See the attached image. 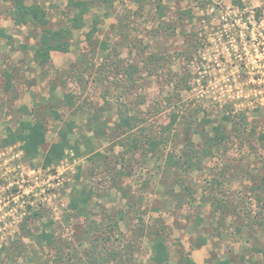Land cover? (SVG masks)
<instances>
[{
	"label": "rangeland",
	"instance_id": "rangeland-1",
	"mask_svg": "<svg viewBox=\"0 0 264 264\" xmlns=\"http://www.w3.org/2000/svg\"><path fill=\"white\" fill-rule=\"evenodd\" d=\"M13 1L0 0L2 23ZM38 1L49 4L55 28L69 25L67 0ZM90 1L86 25L75 30L64 65L52 64L48 76L45 70L44 77L31 71L19 38L0 43V132L29 117L19 110L23 104L29 110L43 106L49 131L34 162L23 161L18 144L0 151V264H56L57 244L65 257L87 263L82 240L87 221L67 207L77 173L79 186L94 190L88 204L92 219L124 214L121 230L135 245L131 263L122 264H153L140 230L156 220L166 227L168 264H179L181 250L200 264L225 259L264 264V202L258 200L264 190L257 186L264 175L259 139L264 134V0H242L243 8L232 0ZM96 19L98 30L89 39ZM129 65L136 67L131 79L122 72ZM6 69L14 72V89L6 86ZM79 69H85L82 81L72 75ZM54 83L63 94L59 88L50 91ZM55 92L62 95L59 101L40 102L42 94ZM64 93L73 94V104ZM123 111L139 119L134 136L167 139L153 151L147 144L138 149L125 144L116 126ZM173 112L179 117L168 129ZM70 120L80 156L72 150L58 165L44 167L42 154ZM220 125L229 139L198 166L184 171L169 163L170 156L183 161L188 138L201 147L203 136ZM217 201L229 209L215 210ZM25 224L36 233L52 232L55 245L38 246L22 234ZM202 235L208 245L194 247Z\"/></svg>",
	"mask_w": 264,
	"mask_h": 264
},
{
	"label": "trees",
	"instance_id": "trees-1",
	"mask_svg": "<svg viewBox=\"0 0 264 264\" xmlns=\"http://www.w3.org/2000/svg\"><path fill=\"white\" fill-rule=\"evenodd\" d=\"M68 9L70 10L69 25H62L60 27H54L51 18L49 16L48 9L43 8L37 3L26 5L24 0H14V17L16 22L29 23L32 22L37 26H40L42 33L39 37V44L34 52V58L36 62L40 65H45L51 60L52 51L67 52L70 50L71 38L73 36V29H81L86 25L85 15L91 10L92 2L90 0H67ZM147 2V0H145ZM233 4L239 8H243L242 0H232ZM160 12L159 17L165 15V10L162 5H159ZM98 20H94L91 30L88 32L89 39L98 30ZM0 37H10L9 34L5 32V29L0 26ZM85 69L74 70L72 75L77 81H82V75ZM136 71V67L131 65L124 68L123 73L128 74V79L132 78V74ZM12 69H6L4 71L5 83L7 88L14 89L16 86V77L13 74ZM183 86H188L183 85ZM67 102L73 104V94L67 93ZM55 117L60 118V114L53 108L49 109ZM42 109L36 110L33 113L31 119H24L20 122L17 129L7 128V133L5 135L0 134V151L12 145H19L22 151V159L25 162H34L39 158L43 146L47 143V120L46 115L43 113ZM32 114V112L30 113ZM179 113L173 112L171 115V121L166 128H170L175 122H177ZM232 118L229 115L225 116V121L230 122ZM137 117L128 116L127 113L121 112L120 121L116 123L117 129L123 132L124 138L127 143L132 144L133 149H138L139 146H146L151 151L157 150L159 143L166 140L167 137L163 136L159 139L154 135H144L141 138L137 135L131 133L135 126H137ZM193 119L188 122L189 128L192 127ZM75 128V122L73 120L66 121L65 127L59 129L58 135L59 139L50 144L48 149L42 154V163L44 167H50L58 165L62 160H64L70 151H76V157L80 156V148L78 143L72 140L71 134ZM241 131V129H238ZM229 134L225 125H220L213 128L212 135L203 136L204 142L201 147L194 146V142L190 138L186 141L187 150L185 151L183 161H178L176 156L169 157V163L182 169L184 171L198 166L202 157L209 156L215 147L224 145L229 139ZM259 139L263 142L264 146V134H259ZM130 150L131 147L127 146ZM147 149V150H148ZM146 150V151H147ZM197 163V164H196ZM79 173L76 174L77 183L71 188L69 195V201L67 204L68 210L74 215L84 217L86 222V227L83 231V241L87 244L88 249H84V261L85 264H122L123 262H130L129 255L134 251V243L128 241L125 234L121 230L120 222L124 220V214L121 213L119 217L112 218L110 215L107 216V220L102 219L97 221L90 217L89 211V200L92 198L93 191L91 189H86L84 186H79ZM262 183L257 185L258 188L264 190V175L258 176ZM218 182V181H217ZM189 191L188 187L182 183L179 184ZM255 187H251V190H255ZM259 201L264 202V195L259 197ZM215 204V210L217 209H229L223 201H217ZM264 205V203H263ZM217 206V208H216ZM40 214L39 212L35 213ZM264 216V213H263ZM143 232L148 239V242L152 247L151 259L154 264H167L170 259V252L166 243V229L161 222L156 220L153 223L147 224L142 227ZM22 234L24 236L33 237L34 241L38 246L44 248L45 245H55V235L52 232L42 230L41 233H36L33 229H30L26 224L22 227ZM123 242V246L120 243ZM207 243V238L202 235L198 237L197 241L194 242V247H200ZM57 256L54 258L56 264H82L75 258L65 257L64 251L60 245H56ZM7 249V248H5ZM19 249V245H14V250ZM0 251H2L0 249ZM17 252V250H16ZM182 263L181 264H197L191 257L189 253L181 250ZM82 259V258H81ZM50 264V263H47ZM219 264H232L230 259H225L220 261Z\"/></svg>",
	"mask_w": 264,
	"mask_h": 264
},
{
	"label": "crops",
	"instance_id": "crops-1",
	"mask_svg": "<svg viewBox=\"0 0 264 264\" xmlns=\"http://www.w3.org/2000/svg\"><path fill=\"white\" fill-rule=\"evenodd\" d=\"M25 4L26 5H30V4H33V3H37L39 5H41L43 8L45 9H48V5L49 4H46V2H41V1H38V0H31V2H28V0H24ZM14 1L12 2L11 6H12V9L10 8L9 10V14L6 18V22L5 23H2V20H1V16H4L3 12L0 10V26L3 27L5 29V32L7 34H9L11 36L10 37H0V43H3V44H7V45H11L13 42V39H15L16 37L19 38L18 41H19V44L22 43L23 46L25 47V56H26V63H30L28 65H30L32 67L31 71L33 73H36L38 76L40 77H44L45 73H46V76H48V71H46L50 66H52V64H55L58 62V64H62V60L66 59V54L71 50V47H70V50L67 51V52H61V51H52L51 52V60L45 64V65H40L36 62L35 58H34V52L39 44V37L42 33V29L40 26H37L35 25L34 23L32 22H29V23H23V22H20V23H17L16 22V18L14 17V14H15V11H14ZM87 15V14H86ZM86 19V18H85ZM93 24V23H92ZM11 27L13 29H11ZM83 28V27H82ZM81 28V29H82ZM75 30H80V29H73V36H74V32ZM11 31V32H10ZM72 36V37H73ZM16 40V39H15ZM71 44H72V38H71ZM72 46V45H71ZM28 56V58H27ZM68 61V60H67ZM75 63V62H74ZM73 62H69L68 66L71 67L73 64ZM66 66V65H65ZM44 70H45V73H44ZM35 71V72H34ZM4 74V72H3ZM4 76V75H3ZM33 76H36V75H33ZM60 89L61 93L63 94V92L65 90L62 91V87L58 86V84H52V87H50V91L51 92H54L56 91L57 89ZM64 94H67V93H64ZM62 95H59L58 93L56 94L55 93H51L50 95H43L42 94V100L40 102H43L45 103V105H50V104H54L55 102L59 101V98H61ZM39 102V101H38ZM35 103V102H34ZM42 104V103H41ZM33 105V104H32ZM41 107L43 108V106H37L34 107L33 109L29 110V107L27 104H23L19 107V110H24L25 114L29 117H23L21 119H19L18 121V125L16 126L15 129L18 128L20 122L24 119H31L33 117V113L36 111V110H39L41 109ZM49 107V106H48ZM52 107H50L51 109ZM50 111V110H49ZM32 112V114H30ZM51 112V111H50ZM45 115L46 113L43 112ZM52 113V112H51ZM53 114V113H52ZM54 115V114H53ZM46 120H47V117H46ZM10 127V126H8ZM7 127V128H8ZM7 128H6V132L5 133H1L2 135H5L7 133ZM12 128V127H10ZM13 129V128H12ZM13 129V130H15ZM59 132V131H58ZM48 133L49 131L47 132V141H48ZM57 141V139H56ZM17 145V144H16ZM21 151V150H20ZM22 152V151H21ZM159 221V220H158ZM155 222V221H153ZM152 222V223H153ZM160 222V221H159ZM147 225V224H145ZM165 227V226H164ZM166 228V227H165ZM140 233H144L145 235V232H143L142 228L140 230ZM146 236V235H145ZM166 243H167V240H166ZM207 244V243H206ZM206 244H204L203 246H205ZM208 245V244H207ZM168 246V245H167ZM150 247H151V244H150ZM202 246L198 247V248H201ZM197 248V247H196ZM151 252H152V247H151ZM170 252V250H169ZM152 255V253H151ZM170 259H171V252H170ZM170 259H169V262H170ZM193 259V258H192ZM194 260V259H193ZM152 261V259H151ZM153 262V261H152ZM168 262V263H169ZM196 262V261H195ZM167 263V264H168ZM182 263V257L180 258V262L179 264ZM197 264H200L198 262H196ZM154 264V262H153Z\"/></svg>",
	"mask_w": 264,
	"mask_h": 264
}]
</instances>
